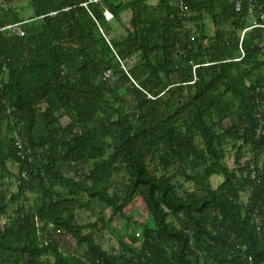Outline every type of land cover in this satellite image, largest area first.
<instances>
[{"label": "trees", "instance_id": "16d2710c", "mask_svg": "<svg viewBox=\"0 0 264 264\" xmlns=\"http://www.w3.org/2000/svg\"><path fill=\"white\" fill-rule=\"evenodd\" d=\"M149 2L0 4V28L24 32L0 34V264H264V1L184 0L182 19ZM138 203L140 238L106 250L100 224ZM94 205L111 219L78 224Z\"/></svg>", "mask_w": 264, "mask_h": 264}, {"label": "rangeland", "instance_id": "374dc122", "mask_svg": "<svg viewBox=\"0 0 264 264\" xmlns=\"http://www.w3.org/2000/svg\"><path fill=\"white\" fill-rule=\"evenodd\" d=\"M0 1V4H5V6H16L18 9L21 10L22 15L24 18L30 17L32 15V11L29 8L28 1ZM149 4L151 6H156L157 0H150ZM122 20H123V28L119 27L116 29L115 33H113V36H120L124 35L125 29L124 27L128 26L130 21V12H124L122 14ZM206 31L208 34L212 35L214 32V27L212 25V22L210 18H206L204 20ZM6 131H4L5 133ZM246 151H248V148H246ZM251 155L248 153L246 155V158H249ZM234 151L232 150L231 145L228 146V154L226 158V164L228 167L233 168L234 167ZM264 160V157H263ZM8 169L11 173H16L17 166L13 163H8ZM87 167L85 166H76L74 169H66V173L68 175L74 176L76 173L77 175H83L87 172ZM127 176L123 173L116 177H114L112 181V192H120L123 183L125 182ZM5 182H12L13 184L11 187V192L16 193L17 192V183L10 179L8 175H4ZM211 185L213 188H216L222 181V177L220 176H214L211 178ZM178 184H180L179 193L182 194L184 190H194L195 185L191 183L184 182L182 179H178ZM27 202L25 203L26 206H33L36 202V199H39L37 194H27L26 195ZM248 199V193H244L242 195V201L245 202ZM14 209V206H10L9 212H11ZM145 213L142 209V206L140 203L130 206L128 210L125 212L124 217L116 216L112 221L111 225L106 227H101L100 232H95V237L97 240L102 244V246L106 250H115L117 251L120 248V241H127L128 243L131 240L130 237L135 236L140 238L141 234V227L137 224L133 223L132 221H129L127 218H132L135 216H138L140 218L145 217ZM76 216V222L78 224H86L89 222H95L100 217L104 218V221L107 222L111 219V213L107 209H102L101 207L94 205L92 210L84 209V210H77L75 213ZM59 245L61 247L62 251L73 253V254H83L84 248H77L75 242L69 238V237H59ZM51 260V259H50Z\"/></svg>", "mask_w": 264, "mask_h": 264}, {"label": "built area", "instance_id": "2783aa9c", "mask_svg": "<svg viewBox=\"0 0 264 264\" xmlns=\"http://www.w3.org/2000/svg\"><path fill=\"white\" fill-rule=\"evenodd\" d=\"M158 1V0H157ZM248 1H257V0H248ZM264 1V0H261ZM174 5L175 8L177 10V15L179 16L180 19L184 18L186 16V7H185V3L184 0H174ZM239 9V7H238ZM21 24H12V25H7L5 27L0 28V34L1 33H5L7 35H18L20 34L21 36L24 35V32L21 30L20 28ZM22 141L20 139H18V142L16 144V148L19 150V155L24 158L25 155L22 151ZM32 158H29V161L31 162ZM22 178L25 180H28V174L26 172H24L22 174Z\"/></svg>", "mask_w": 264, "mask_h": 264}, {"label": "crops", "instance_id": "0c3cea01", "mask_svg": "<svg viewBox=\"0 0 264 264\" xmlns=\"http://www.w3.org/2000/svg\"><path fill=\"white\" fill-rule=\"evenodd\" d=\"M0 1H29V0H0Z\"/></svg>", "mask_w": 264, "mask_h": 264}]
</instances>
